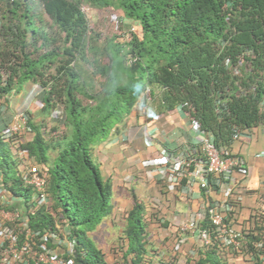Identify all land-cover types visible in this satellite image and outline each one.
<instances>
[{"label": "trees", "instance_id": "1", "mask_svg": "<svg viewBox=\"0 0 264 264\" xmlns=\"http://www.w3.org/2000/svg\"><path fill=\"white\" fill-rule=\"evenodd\" d=\"M7 1L0 24V100L35 82L44 93L40 111L65 126L63 133L54 127L47 138L32 114L34 137L20 146L47 176L49 205L29 214L30 228L51 250L71 242L72 253L63 254L74 264H105L88 234L111 214L113 191L92 149L108 138L146 88L151 91L149 104L160 112L181 106L219 148H230L240 135L264 126V0ZM36 4L52 20L57 31L53 36L35 26ZM83 5L120 12L126 23H137L142 31L127 42L108 39L110 64L101 68L106 83L93 95L83 92L91 95L90 102L80 97L86 83L76 69V61L86 60L88 53L90 23ZM130 57L135 59L132 64L127 63ZM59 107L63 119L55 120L52 113ZM9 111L7 107V113H0L3 129L11 119ZM52 143L58 149L53 157ZM0 169L12 195H33L19 178ZM144 214V204L133 195L122 227L129 245L125 258L134 254L130 264H147ZM259 219L254 230L242 232L240 247L254 264H260L264 253L257 246L264 241V213ZM201 225L209 229L212 243L199 249L196 264H226L208 216ZM230 252L238 255L235 247Z\"/></svg>", "mask_w": 264, "mask_h": 264}, {"label": "crops", "instance_id": "2", "mask_svg": "<svg viewBox=\"0 0 264 264\" xmlns=\"http://www.w3.org/2000/svg\"><path fill=\"white\" fill-rule=\"evenodd\" d=\"M110 15L107 19L111 25L107 27L109 30L105 28L106 32L118 33ZM23 89L15 96L19 100L16 108L12 109L11 103L8 105L10 115L27 109L34 115L40 110L38 100L42 88L35 82H28ZM149 102L141 108L137 101L138 104L115 125L108 138L93 146L92 158L99 164L103 180L111 182L113 194L111 214L88 235L94 238L99 234L101 241L98 243L101 245L96 247L103 254L105 264H130V255L127 259L123 255L128 250V240L123 238L122 229L117 230L114 226L123 227L122 215L126 211L125 215L128 214L133 206V195H136L145 207L144 261L147 264H196L193 259H197L202 243L191 233H182L180 226L183 222L196 217L198 211L203 212L215 201L231 199L233 210L229 212V222L238 231L247 233L256 227V216L264 213V126L254 127L234 140L230 147L244 160L249 174L234 170L222 188L208 194L193 181L190 192H187L188 179L179 183L167 173L158 175L159 168H153V163L167 156L177 157L193 151L195 146L199 147L198 133L191 129L190 118L181 106L160 112L156 104ZM37 124L41 125V121ZM33 137V132L26 136L27 140ZM103 226L108 229L95 231ZM120 235L123 247L112 242ZM181 237L185 242L176 253L173 246ZM61 245L63 249L61 246L57 248L60 254L72 249L68 243ZM107 250L115 253V259ZM231 250L223 248L219 253L226 264H239L240 259H235ZM247 264L254 263L251 259Z\"/></svg>", "mask_w": 264, "mask_h": 264}, {"label": "built area", "instance_id": "3", "mask_svg": "<svg viewBox=\"0 0 264 264\" xmlns=\"http://www.w3.org/2000/svg\"><path fill=\"white\" fill-rule=\"evenodd\" d=\"M81 11L89 20V14L95 11L94 8L83 5ZM121 15L111 17L114 27L120 30L121 24L125 22ZM128 40L132 34L142 36L139 24H127L124 29ZM135 61L133 57L127 58V63L132 64ZM151 100V91L146 88L140 95L138 106L146 107ZM40 109L43 107L41 101ZM33 113L30 109L16 112L11 116L6 127L2 130L3 139L8 138L12 145L18 151L20 160V174L17 178L22 182L23 188H31L33 195L30 198L26 196H14L7 190L4 172L0 169V264H74L71 258H66L57 250H51L46 240L37 241L38 233L30 228L29 214L38 211L49 205V196L47 194V176L41 167L29 156L26 149L20 148L27 139L26 136L32 133L29 121ZM52 118L63 119V108H57L52 113ZM190 126L193 131L198 133V146L193 151L177 157L167 156L162 160L154 161L153 168L158 167V175L167 173L172 180H187V192L189 187L196 181L200 189L206 194L223 187V183L234 170H244L249 174L250 170L246 168L244 160L235 154L231 148L217 147L212 138L202 132L200 127L190 120ZM245 135V134H244ZM243 135H240V138ZM237 138V139H238ZM264 156V152H263ZM231 199L211 203L203 212L198 211L196 217L189 218L180 226L182 233H191L202 243H212L209 229L203 227L201 222L208 216L215 232L218 236V251L223 248L238 249V255L235 259L239 264H247L252 258L241 250L243 233L234 228L231 223H226L227 214L233 210ZM207 212V215H206ZM259 222V217L255 218ZM185 238H179L175 241L173 251L178 253ZM72 246V243H69ZM257 246L264 251V241L259 242ZM72 249L67 253H72ZM238 262V261H237ZM260 264H264V253L261 256Z\"/></svg>", "mask_w": 264, "mask_h": 264}, {"label": "rangeland", "instance_id": "4", "mask_svg": "<svg viewBox=\"0 0 264 264\" xmlns=\"http://www.w3.org/2000/svg\"><path fill=\"white\" fill-rule=\"evenodd\" d=\"M7 7H8V1L2 0L1 8H0V24L3 22V16L5 14L4 9ZM32 11H33L32 12L33 20L35 22L36 27H39L42 30L48 31L51 36H53L55 32L57 33L52 20L43 12L39 4H36L33 7ZM108 15H110V18H111L114 15H122V14L120 12H113L110 8L95 9L93 13L89 14L90 24H89V29L87 33V50H88L87 57H86V60H82L79 58L76 61V69L79 71L82 81L86 83V86H83L82 88H80V97L84 100V102H90L89 97L93 95L94 93H96L97 91H99L101 87H103L104 84L106 83L107 77L104 74H101L102 73L101 68L104 66L107 67L110 64V57L108 56V54H106V50H105L106 47L109 45L108 39H114L115 42H127L128 41V38H127L128 36L126 35V32L124 31V29L127 28L126 21L123 24H121V27L118 33L112 34L111 31H109V33L106 32V29H108L111 25L109 22L110 20L107 19ZM22 91H24L23 88L21 89L20 92ZM84 91H89L88 93L91 95H88V96L85 95L83 93ZM15 96L16 94L15 95L12 94L9 96L8 100H5V99L0 100L1 111H2L0 112L1 115L7 113V107L10 108L8 106L10 103H11L12 109L16 108L19 100L15 99ZM43 98H44V93H41L39 96L38 102H41ZM35 113L36 114H34L35 116L33 120L36 123L41 121V125L44 131L46 132L45 135L47 138L49 137L47 135V132H51L54 129V127L57 128L58 133L62 131L64 132L65 130L64 125L60 123H56L55 121L49 120V116L47 114H44L40 110ZM13 114H11V116ZM1 124L2 122L0 123V125ZM1 126L3 127V125ZM1 126H0V130H3ZM50 141L51 139H49V142ZM57 151L58 149L56 145H54L53 143L50 144L49 153L52 157L57 154ZM10 156H12L13 160L10 159ZM0 167L3 168L4 171L10 177H17L20 174L21 165H20V160L18 158V151L15 148V146L12 145V143L10 142L8 138H5L3 139L2 142H0ZM126 212L122 215V219H124V221H126V217H127V215H125ZM114 227L117 230L122 229V225L115 224ZM106 229L108 228L106 226L105 227L103 226L95 231L96 232L106 231ZM98 236L99 234H96L94 238L89 236L95 246L101 245V243H98L101 241V239ZM112 242L113 244L118 242L120 247H123L121 235L119 238H115ZM110 249H112V246L110 247ZM107 251L113 254L111 250H107ZM114 254H113V258L115 259L116 256ZM123 255L125 258V252ZM132 255L134 254H131L130 256ZM193 262L196 263V259H193Z\"/></svg>", "mask_w": 264, "mask_h": 264}]
</instances>
